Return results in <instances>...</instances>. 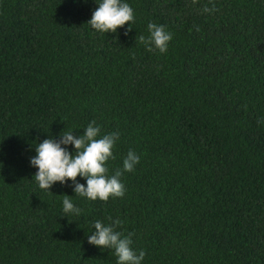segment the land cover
<instances>
[{"label": "trees", "instance_id": "1", "mask_svg": "<svg viewBox=\"0 0 264 264\" xmlns=\"http://www.w3.org/2000/svg\"><path fill=\"white\" fill-rule=\"evenodd\" d=\"M123 2L134 22L106 34L99 0H0V264H117L88 243L97 220L122 221L142 264H264V0ZM150 22L167 53L139 43ZM93 121L119 133L109 175L140 157L125 195L40 189L36 145Z\"/></svg>", "mask_w": 264, "mask_h": 264}, {"label": "clouds", "instance_id": "2", "mask_svg": "<svg viewBox=\"0 0 264 264\" xmlns=\"http://www.w3.org/2000/svg\"><path fill=\"white\" fill-rule=\"evenodd\" d=\"M197 0H193L196 3ZM212 7L205 6V13L216 12L213 0H209ZM98 7L93 12L89 24L100 33H116L119 28L131 25L134 22V12L130 5L123 0H99ZM149 35L137 37L140 44L149 52L157 51L165 54L168 44L172 40L171 33L167 32L163 25L149 23L147 25ZM131 27L128 29L130 32ZM127 35V32L125 33ZM119 140V133L112 132L101 135V128L93 121L82 136H75L71 131H64L60 139H46L35 147L36 156L30 161L31 165L38 169L34 180L42 190H48L54 184L66 185L72 181L76 196L86 197L91 201L107 202L110 198H122L126 188L121 182L125 172L131 173L140 163V157L136 152L129 150L123 160V167L109 175L106 166L110 159H115L113 148ZM73 145L75 155L69 152L67 146ZM86 180V185L78 182L77 178ZM63 211L67 215H81V209L74 206L69 196L64 195ZM111 220V217L108 218ZM122 221L115 220L105 225L102 221L94 222L95 231L88 236V243L101 249L114 251L117 264H142L146 252L140 250L137 253L132 245V236L124 235L117 231L122 226Z\"/></svg>", "mask_w": 264, "mask_h": 264}]
</instances>
